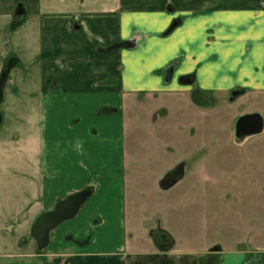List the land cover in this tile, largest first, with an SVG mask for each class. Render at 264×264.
Returning <instances> with one entry per match:
<instances>
[{
	"label": "crops",
	"instance_id": "crops-1",
	"mask_svg": "<svg viewBox=\"0 0 264 264\" xmlns=\"http://www.w3.org/2000/svg\"><path fill=\"white\" fill-rule=\"evenodd\" d=\"M122 40L131 47L104 50ZM10 57L0 104V264H264V227L246 233L247 247L231 235L209 252L214 242L200 246L193 231L170 233L173 246L160 250L147 227L153 247L140 245L125 190L119 211L111 204L109 158L124 121L95 112L120 87L168 90L159 73L173 61L171 80L192 75L210 96L239 89L256 105L240 113L264 120V0H0V70ZM114 119L122 132L100 131ZM255 148L264 161V145ZM86 185L93 194L81 207L84 232L75 234L86 235L96 217L99 237L79 245L55 231L41 250L33 239L22 243L38 213ZM117 225L121 235L110 237Z\"/></svg>",
	"mask_w": 264,
	"mask_h": 264
},
{
	"label": "rangeland",
	"instance_id": "rangeland-1",
	"mask_svg": "<svg viewBox=\"0 0 264 264\" xmlns=\"http://www.w3.org/2000/svg\"><path fill=\"white\" fill-rule=\"evenodd\" d=\"M172 62L162 65L159 73L168 90L147 92L144 88L125 94L120 87L105 99L108 108L115 110L108 115H118L124 121L119 150L109 158L117 178L110 191L114 194L112 207L119 211L125 190L129 216L137 214L136 226L143 230L139 235L143 246L153 247L145 227L149 230L160 225L175 239L194 231L200 246L214 242L206 247L209 252L230 245L234 237L244 239L247 247L246 233L264 227V161L255 148L264 145V132L236 141L233 120L243 109L255 110L256 105L240 95L230 101L228 96L235 88L212 93L208 107L194 105L189 92L198 82L180 83L182 75L165 80V69ZM118 127L122 132L121 120L118 125L114 119L99 128L110 134ZM106 154L104 151V159ZM117 163L120 166L115 169ZM175 167L184 180L178 186L175 177L166 176ZM61 183L56 181V190ZM86 217L80 209L51 234L58 231L63 242L77 243L88 237L91 241L96 235V217L88 223L92 227L86 235L75 234L76 230L84 232L81 225ZM120 235L118 225L109 234L114 238Z\"/></svg>",
	"mask_w": 264,
	"mask_h": 264
},
{
	"label": "water",
	"instance_id": "water-1",
	"mask_svg": "<svg viewBox=\"0 0 264 264\" xmlns=\"http://www.w3.org/2000/svg\"><path fill=\"white\" fill-rule=\"evenodd\" d=\"M13 65L14 60L10 57L1 67L0 104L3 97V87ZM192 81V75H182L179 77V82L183 84H190ZM240 93L241 90L239 89L232 90L228 99L232 101ZM189 99L198 107H208L212 103L211 96L206 91L198 87H193L190 90ZM263 125V116L259 112H248L237 115L233 120L234 138L236 141H242L247 136L260 133L263 130ZM179 177H181V174H179L176 178ZM92 194L93 187L86 185L83 188L56 200L51 208L41 211L34 217L29 227L28 236L22 240V243H25L29 239H33L36 242L38 250L46 247L51 231L64 221L74 218ZM150 235L155 246L160 250H167L174 244L172 235L159 225L150 231Z\"/></svg>",
	"mask_w": 264,
	"mask_h": 264
},
{
	"label": "trees",
	"instance_id": "trees-1",
	"mask_svg": "<svg viewBox=\"0 0 264 264\" xmlns=\"http://www.w3.org/2000/svg\"><path fill=\"white\" fill-rule=\"evenodd\" d=\"M168 31H165L164 33L166 34ZM132 45V42L130 40H122V41H119L117 43H114L112 45H110L107 49H104V50H110V49H114V48H128V47H131ZM174 64V62H172ZM113 112L115 111L114 109H111V108H104L102 109L101 111L99 112ZM90 241V238H84V239H81V240H77V244L79 245H85L87 244L88 242Z\"/></svg>",
	"mask_w": 264,
	"mask_h": 264
},
{
	"label": "flooded vegetation",
	"instance_id": "flooded-vegetation-1",
	"mask_svg": "<svg viewBox=\"0 0 264 264\" xmlns=\"http://www.w3.org/2000/svg\"><path fill=\"white\" fill-rule=\"evenodd\" d=\"M175 67V64L171 63L169 65V67L167 69H165V80H169L168 78L172 76L173 74V69ZM236 90V89H235ZM231 93V92H230ZM230 96V95H229ZM228 96V98H229ZM213 102V101H212ZM179 167H175L173 169H171L167 174L166 176H170V177H177L179 175V171H178Z\"/></svg>",
	"mask_w": 264,
	"mask_h": 264
}]
</instances>
